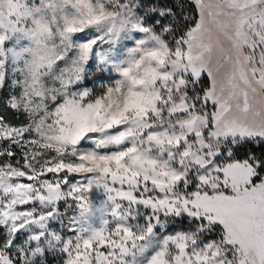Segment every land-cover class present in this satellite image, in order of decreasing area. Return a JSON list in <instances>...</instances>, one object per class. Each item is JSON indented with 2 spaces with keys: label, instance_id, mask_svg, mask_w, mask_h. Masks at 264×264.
<instances>
[{
  "label": "snow or ice",
  "instance_id": "obj_1",
  "mask_svg": "<svg viewBox=\"0 0 264 264\" xmlns=\"http://www.w3.org/2000/svg\"><path fill=\"white\" fill-rule=\"evenodd\" d=\"M0 264H264V0H0Z\"/></svg>",
  "mask_w": 264,
  "mask_h": 264
},
{
  "label": "trees",
  "instance_id": "obj_2",
  "mask_svg": "<svg viewBox=\"0 0 264 264\" xmlns=\"http://www.w3.org/2000/svg\"><path fill=\"white\" fill-rule=\"evenodd\" d=\"M165 2L172 3V2H174V0H165Z\"/></svg>",
  "mask_w": 264,
  "mask_h": 264
}]
</instances>
